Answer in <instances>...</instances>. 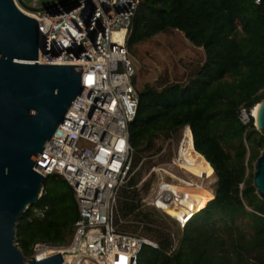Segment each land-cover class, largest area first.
Instances as JSON below:
<instances>
[{
  "label": "trees",
  "instance_id": "1",
  "mask_svg": "<svg viewBox=\"0 0 264 264\" xmlns=\"http://www.w3.org/2000/svg\"><path fill=\"white\" fill-rule=\"evenodd\" d=\"M137 2L126 39L130 59L140 44L172 31L202 49L204 59L181 80L164 75L152 83L136 81L138 105L128 129L134 165L189 127L193 147L210 165L217 188L185 226L173 222V236L153 208L142 206L137 192L121 189L117 204L124 224L115 228L158 243L157 250L143 247L137 264H264V201L252 185L264 136L250 116L264 100V0ZM241 110L248 115L246 124ZM151 164L144 162L133 184ZM51 177L18 221L15 243L24 257L38 243L64 247L73 236L78 217L73 191L63 178Z\"/></svg>",
  "mask_w": 264,
  "mask_h": 264
},
{
  "label": "built area",
  "instance_id": "2",
  "mask_svg": "<svg viewBox=\"0 0 264 264\" xmlns=\"http://www.w3.org/2000/svg\"><path fill=\"white\" fill-rule=\"evenodd\" d=\"M13 1L39 24L44 46L43 52H38L37 64L81 66L82 91L37 156L34 168L46 179L63 178L71 187L78 211L73 236L64 247L34 245L27 260L40 261L50 256L43 250H54L63 259L70 258L64 259L65 264H137L143 247L157 250L159 245L116 230V224H124L117 204L118 192H137L142 206L153 208L167 227L164 231L173 236V222L185 226L200 212L186 222L187 218L180 220L169 210L193 201L195 194L204 190L196 181L207 180L194 175L184 156H178L180 141L174 143L173 138L166 139L159 152L134 165L128 129L136 115L138 94L132 83L136 75L126 39L138 2L55 0L44 8L39 0L30 7L20 0ZM254 2L259 4L260 0ZM73 4L76 6L65 11ZM240 119L244 124L248 122L245 110L240 111ZM192 149L195 151L193 143ZM167 151V163L155 162ZM148 160L151 166L133 184ZM151 178L155 182L144 195L142 189ZM43 215V211L39 212L40 217ZM115 236L122 240L116 241Z\"/></svg>",
  "mask_w": 264,
  "mask_h": 264
},
{
  "label": "water",
  "instance_id": "3",
  "mask_svg": "<svg viewBox=\"0 0 264 264\" xmlns=\"http://www.w3.org/2000/svg\"><path fill=\"white\" fill-rule=\"evenodd\" d=\"M43 46L38 22L13 0H0V264H65L60 253L25 260L15 243L18 221L46 180L35 160L82 91L81 66L37 64ZM256 108L254 127L264 136V100ZM252 185L264 201V150L253 164Z\"/></svg>",
  "mask_w": 264,
  "mask_h": 264
},
{
  "label": "rangeland",
  "instance_id": "4",
  "mask_svg": "<svg viewBox=\"0 0 264 264\" xmlns=\"http://www.w3.org/2000/svg\"><path fill=\"white\" fill-rule=\"evenodd\" d=\"M35 1L38 0H20L25 7H30ZM136 53V57L130 60L136 73V81L138 80L139 84L144 82L152 83L164 75H167L171 81L184 79L191 66L204 59L202 49L190 45L183 34L178 31L160 35L151 42L140 44L136 49ZM183 130L184 128L173 137L174 143L181 140ZM169 159L170 152L167 151L158 157L155 162L164 164ZM51 178L50 176L47 180L50 181ZM148 181L146 188L142 189L144 195L148 194L155 182L154 180L152 181V178ZM196 182L204 189L206 194H211V196L217 188L216 177L213 175V172H211L207 180H197ZM198 193L202 192L199 191ZM27 258L25 257V260Z\"/></svg>",
  "mask_w": 264,
  "mask_h": 264
},
{
  "label": "bare ground",
  "instance_id": "5",
  "mask_svg": "<svg viewBox=\"0 0 264 264\" xmlns=\"http://www.w3.org/2000/svg\"><path fill=\"white\" fill-rule=\"evenodd\" d=\"M256 107L253 110V115L256 114ZM192 136L189 130V127H185L182 133V137L180 140V144L178 146V156H184L186 162L191 166V172L197 177H202L203 179L209 178L212 170L210 165L206 162V160L193 151L192 149ZM202 193L195 194L193 201L186 203L185 207H172L169 212L171 215L178 217L180 220H185L186 218H190L192 215L199 213L203 210L206 204L210 201L211 195L206 194L205 191H200ZM205 193V194H204ZM187 221V220H186ZM114 239L116 241L122 240L120 236H115ZM42 253L44 255H52L55 254L54 250H43ZM58 253V252H57ZM65 261L70 260L69 257L64 258Z\"/></svg>",
  "mask_w": 264,
  "mask_h": 264
}]
</instances>
